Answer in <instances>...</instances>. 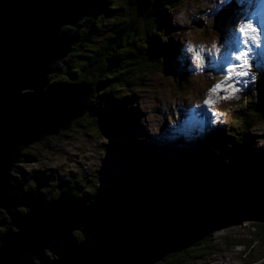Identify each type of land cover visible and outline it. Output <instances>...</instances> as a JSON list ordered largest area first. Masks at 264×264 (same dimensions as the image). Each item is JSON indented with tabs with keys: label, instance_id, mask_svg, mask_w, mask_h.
Instances as JSON below:
<instances>
[{
	"label": "water",
	"instance_id": "1",
	"mask_svg": "<svg viewBox=\"0 0 264 264\" xmlns=\"http://www.w3.org/2000/svg\"><path fill=\"white\" fill-rule=\"evenodd\" d=\"M92 7L93 0H0V212L13 225L0 236V264H157L217 231L264 223V153L230 155L174 186L109 182L88 202L68 192L48 200L14 182L19 147L57 135L87 110L88 85L49 76L78 39L62 29L77 27ZM150 7L141 0L137 16ZM119 166L114 158L109 180Z\"/></svg>",
	"mask_w": 264,
	"mask_h": 264
},
{
	"label": "trees",
	"instance_id": "2",
	"mask_svg": "<svg viewBox=\"0 0 264 264\" xmlns=\"http://www.w3.org/2000/svg\"><path fill=\"white\" fill-rule=\"evenodd\" d=\"M140 1L93 0L92 10L78 22L77 27L62 29L63 33L76 34L78 39L67 53L74 52L73 59L67 62L68 67L61 68L57 63L53 64V67L57 69L55 71L57 75L62 76L54 82L85 83L92 93L87 110L83 114L66 124L65 129L59 131L57 135L43 137L39 142L31 144L34 146L43 144L44 150L39 151L35 148L34 151L28 152L26 149L31 145L19 147L18 161L13 167L16 171L12 175L14 182L19 181L24 190H36L43 193L46 199L51 200L56 196L55 194L64 189L67 188L70 191L73 189L77 199L88 202L89 197L104 192L107 189V185L104 186V184L109 182L115 186L135 180H147L169 186L178 183L187 175H195L210 168L214 163L220 162L221 156L219 157L212 150L213 147L225 156L246 148L251 128L264 123V107L257 105L258 102L264 104L263 86V93H256L252 99L254 107L250 113H247L249 115L233 116L229 125L230 130L224 127V130L208 135H211V141L214 143L212 147H208V143H205L207 140L202 142L196 139L194 143L197 144L189 146L186 150L175 151L172 158L161 161L160 157L167 153V150L158 149L150 144H146L148 147L139 146L135 135L142 131L136 127L141 118L136 94L143 86H146L144 84L146 77L155 72V70L149 72L150 70L147 69L158 63V59L168 60L170 69L178 63L176 60H172L171 63V47H175L171 40L176 32L171 27L170 11L178 5L180 0H151L150 9L143 17H138L137 4ZM99 36H102V41L100 40V43L96 45L94 42ZM74 56L75 62L79 61L78 65L82 64L83 69L76 63H72ZM134 87L138 90L136 91ZM132 123L133 126L130 127L128 124ZM75 128L78 131L85 130L84 135L90 140L98 139H94L95 137L101 138L105 150L112 155H118L128 163L129 168L115 171L113 179L104 181L97 173L100 168L94 164L102 159L101 148V156L87 159L85 162L89 175L88 179L81 184L73 180L61 181L60 170L68 165L67 160H71L69 155L61 156V159L54 157L63 166L58 172L56 168H53L51 173H46L45 170L50 169H31L26 166L44 155L51 156V152L56 151L58 144L63 145L61 140L64 136L67 139L73 137L68 134V131ZM95 128L102 131L101 135L94 133ZM63 131L66 132L62 134ZM78 166L83 167L84 163L83 166ZM97 177L102 179L101 183L98 182ZM61 182L65 184L67 182L66 187H62ZM52 186H56L55 191L49 189ZM79 188L81 189L78 190ZM251 224L258 239L264 242V223ZM75 234L78 239L83 238V235ZM255 242L258 241L254 240L253 236L249 238L250 247L247 254L254 248ZM216 246L212 235L182 253L169 255L157 264H191L196 257L214 252L217 249ZM232 246L237 245L228 243L229 248Z\"/></svg>",
	"mask_w": 264,
	"mask_h": 264
},
{
	"label": "rangeland",
	"instance_id": "3",
	"mask_svg": "<svg viewBox=\"0 0 264 264\" xmlns=\"http://www.w3.org/2000/svg\"><path fill=\"white\" fill-rule=\"evenodd\" d=\"M118 1L122 2L123 0ZM244 2L245 0H223V3H221V0H180L178 5L170 11L171 27L176 32L171 40V43L174 42L173 45L175 46L174 48L171 47V63L172 60H176L178 63L175 67L171 66L170 69L168 60L165 58L158 59V63L147 69L150 70L149 72H153V70L155 72L146 77L144 81L146 86H143L136 94L138 97V111L141 117L136 127L142 131V133L135 135L136 140L139 141L137 143L141 147H148L144 144L147 143L158 149L167 150L168 152L162 155L159 160L172 158L174 150L184 148L178 140V136L182 137L187 144H191L195 140L191 141L193 138H200L204 142L205 138L210 133L213 134L214 129L217 127H220L221 130L225 128L230 130L231 117H241L250 113L252 107H254L252 99L255 94L263 93L264 49L251 46L252 52L259 53L257 56L260 58L254 69L250 70L251 75L243 78L233 77L228 83L236 89L234 93L228 90L213 94L212 99L215 103L204 104L208 90L214 84L225 80V76L228 74L226 67L218 68L223 60V45L226 40L224 37L227 35L229 27L228 22L221 23L218 21L219 16H222V13H219L220 8L228 11V13H231L232 9L241 8L243 9L241 10L242 15L245 16L246 9L249 7L244 5ZM100 40L102 41V36H99L94 44L97 45ZM188 44L194 46L192 51H189ZM261 45H264L263 40H261ZM197 52L201 57L199 61L195 58ZM73 53L72 51L59 60L57 62L58 66L67 68V62L73 59ZM252 57L255 58L256 55ZM72 63H76L75 56ZM76 64L78 65L79 61ZM250 65L252 66V64ZM79 67L83 69L82 64ZM60 76L53 72L49 76L50 82L60 79ZM134 89L138 90L137 87H134ZM133 94L130 93V95ZM225 96L229 98H224ZM257 105L264 107L263 102H258ZM128 125L132 127L133 123ZM65 132L63 131L62 134ZM85 132V130L78 131L76 128L68 131V134L73 137L67 139L64 136L61 140L63 145L58 144L56 151L51 152L53 158L61 159V156L65 155L71 157L72 161L67 160L68 165L60 170L61 181L71 178L81 184L82 180L85 181L87 178V168L84 169L87 159L101 156L100 148L103 153H106L101 138L95 137L94 139H98L90 140L85 137ZM101 132L99 128H95V134L101 135ZM211 140L212 138L208 137L205 141V143H208V147H212V144H214ZM35 148L39 151L40 149L44 150L43 144H37V146L31 145L26 151H34ZM212 150L219 157L221 156L220 162L227 161L230 157L223 155L221 151H217L214 147ZM263 151L264 123L251 128L249 143H247L246 148L239 151V154L255 156ZM76 155L77 157H75ZM75 160L76 162H73ZM54 162L61 167L55 159ZM60 167L56 168L57 172ZM45 168L51 169V166L37 169ZM125 168L129 167L125 166ZM15 171L13 170V174H15ZM55 188L56 186H52L49 189L55 191ZM1 218H9L3 210L0 212ZM251 223L253 222L245 221L242 225L215 232L214 235L217 236L213 235V237L217 245V251L196 257L191 264H264V242L258 239L259 237L256 236V232V234L254 233L255 230H253ZM5 225L0 227V233L8 229V222ZM76 233L80 235L79 231H76ZM252 236L258 242H255L254 248L247 254L246 252L250 247L249 238ZM230 242L237 246L229 248L228 243Z\"/></svg>",
	"mask_w": 264,
	"mask_h": 264
},
{
	"label": "snow or ice",
	"instance_id": "4",
	"mask_svg": "<svg viewBox=\"0 0 264 264\" xmlns=\"http://www.w3.org/2000/svg\"><path fill=\"white\" fill-rule=\"evenodd\" d=\"M223 3V0H221ZM243 20L242 26L240 27V32H242L245 37L244 43L247 45L248 41L251 40L257 47H260L261 40L264 39V35H262L261 28L254 23L252 19L247 18L246 16L241 17ZM193 45L188 44L189 51L193 50ZM247 51H251V49H247L246 51H238L233 52V56L237 61L241 63L239 65L229 64L227 68V75L225 76V80L220 81L212 86L206 94V99L204 100L205 105L213 104L215 101L212 99L213 94H219L231 90L233 93L236 91L234 86L228 83L232 80L233 77L243 78L249 77L251 75V65L246 59ZM195 58L199 61L201 59L199 52L196 53ZM242 69V70H241ZM254 79V77H253ZM224 98H229L225 96ZM199 107V105H197Z\"/></svg>",
	"mask_w": 264,
	"mask_h": 264
},
{
	"label": "clouds",
	"instance_id": "5",
	"mask_svg": "<svg viewBox=\"0 0 264 264\" xmlns=\"http://www.w3.org/2000/svg\"><path fill=\"white\" fill-rule=\"evenodd\" d=\"M150 2H151V0H150ZM218 130L217 129H214V132H213V134L214 133H216ZM211 136V135H210ZM210 136H207V138L208 137H210ZM207 138H205L206 140H207ZM196 140V139H198V138H193L191 141H193V140ZM195 140L191 143V144H187L185 141H183L182 140V138L180 139V142L182 143V145L184 146V148H183V150H186L189 146H192V145H194V144H197V143H194L195 142ZM103 152V151H102ZM174 152H175V150H174ZM239 153V152H238ZM264 153V151L261 153V154H263ZM234 154H237V153H235L234 152ZM259 154V153H258ZM224 155V154H223ZM233 155V154H232ZM257 155V154H256ZM255 155V156H256ZM48 156H50V155H48ZM228 156H230V155H228ZM227 156V157H228ZM243 156H248V155H243ZM253 157H254V155H252ZM44 156H42V157H40V158H43ZM35 161H38V160H35ZM35 161H33V162H35ZM33 162H30L28 165H27V167L31 164V163H33ZM99 162V168H100V170H98L97 171V173H99L100 175H101V178H103L104 180H109V170H110V167H111V164H112V160L111 159H108L107 158V154L106 153H103V156H102V159H101V161H98ZM104 162L106 163V168H105V170H104V172H102V173H100V171H101V169H102V166H103V164H104ZM228 162V160L227 161H223V162H217V163H214L210 168H212L214 165H217V164H221V163H227ZM127 167H128V163H127V165H126ZM210 168H208V169H206V170H204V171H202V172H199V173H197V174H203V173H205V172H207ZM13 169V168H12ZM121 169H123L122 168V166H119V169L118 170H121ZM14 170H15V168H14ZM117 170V171H118ZM12 173L11 174H13V170L11 171ZM106 174V175H105ZM197 174H195V175H187L186 177H190V176H196ZM13 176V175H12ZM105 176H106V178H105ZM185 177V178H186ZM185 178H183L182 180H184ZM14 179V178H13ZM181 180V181H182ZM181 181H179L178 183H175V184H171V185H177V184H179ZM16 182H18L19 184H20V182L19 181H16ZM82 182H85V181H83L82 180ZM156 184H158V183H156ZM71 185H73V184H71ZM161 185V184H160ZM171 185H169V186H171ZM30 190H33V189H30ZM34 191V190H33ZM36 191V190H35ZM72 191V192H71ZM69 190V189H64V191H61L60 193H57V194H55L57 197L62 193V192H68V193H71V194H74L75 196H76V194H75V192L73 191V189L72 190ZM38 192V191H37ZM41 194H43V193H41ZM56 196H54V198H57ZM53 198V199H54ZM49 200V199H48ZM88 201V200H87ZM74 233H76V231L74 232ZM79 233L82 235V233L79 231ZM76 235V234H75Z\"/></svg>",
	"mask_w": 264,
	"mask_h": 264
},
{
	"label": "bare ground",
	"instance_id": "6",
	"mask_svg": "<svg viewBox=\"0 0 264 264\" xmlns=\"http://www.w3.org/2000/svg\"><path fill=\"white\" fill-rule=\"evenodd\" d=\"M250 15H252V17H253V19L255 20V22L260 26V27H262V28H264L263 27V25H261V22L263 21L261 18H255V16L253 15V13H252V10H250L249 8H247L246 9V14H245V16L246 17H248V16H250ZM262 35H264V34H262ZM237 37L239 38V35H237ZM263 40V42H264V39H262ZM251 46H256L255 44H253V43H251L250 42V48L252 49V47ZM261 47H264V45H260V48ZM261 49H263V48H261ZM250 53H252L253 54V52H252V50L251 51H249L248 53H247V55H250ZM219 120V119H218ZM217 120V121H218ZM199 141H202L200 138L198 139ZM34 163L35 162H33V163H31L28 167H34ZM28 165V164H27ZM26 165V166H27ZM33 169H37V168H33ZM181 170V169H180ZM61 174V173H60ZM82 180V179H81ZM7 220H9L10 221V223H11V219H7ZM5 226V225H4ZM10 227H13V225H12V223H11V226ZM10 227H8V228H10ZM7 230V229H6ZM5 230V231H6ZM5 231H3L2 233H4ZM0 236H1V234H0ZM198 245V244H197ZM196 246V245H195ZM48 253L49 254H51V255H53L50 251H48Z\"/></svg>",
	"mask_w": 264,
	"mask_h": 264
},
{
	"label": "built area",
	"instance_id": "7",
	"mask_svg": "<svg viewBox=\"0 0 264 264\" xmlns=\"http://www.w3.org/2000/svg\"><path fill=\"white\" fill-rule=\"evenodd\" d=\"M95 164V166L97 167V168H99V162H97V163H94ZM58 164H55V162H54V158L53 157H51V156H48L47 158H45V159H40V160H38V161H35V167H28V168H31V169H33V168H44V166H51V168H54V167H56ZM62 166V165H61ZM84 169H85V166H84ZM89 172H88V169H87V174H88Z\"/></svg>",
	"mask_w": 264,
	"mask_h": 264
},
{
	"label": "flooded vegetation",
	"instance_id": "8",
	"mask_svg": "<svg viewBox=\"0 0 264 264\" xmlns=\"http://www.w3.org/2000/svg\"><path fill=\"white\" fill-rule=\"evenodd\" d=\"M7 224V223H6ZM6 226V225H5ZM7 227H9V222H8V226Z\"/></svg>",
	"mask_w": 264,
	"mask_h": 264
}]
</instances>
